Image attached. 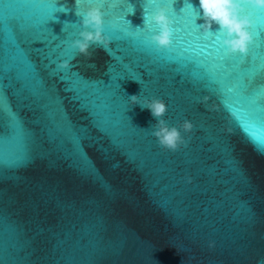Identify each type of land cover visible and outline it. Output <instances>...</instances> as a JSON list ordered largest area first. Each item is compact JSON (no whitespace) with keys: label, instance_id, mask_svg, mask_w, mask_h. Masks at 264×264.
I'll use <instances>...</instances> for the list:
<instances>
[{"label":"water","instance_id":"1","mask_svg":"<svg viewBox=\"0 0 264 264\" xmlns=\"http://www.w3.org/2000/svg\"><path fill=\"white\" fill-rule=\"evenodd\" d=\"M0 264H264V0H0Z\"/></svg>","mask_w":264,"mask_h":264}]
</instances>
